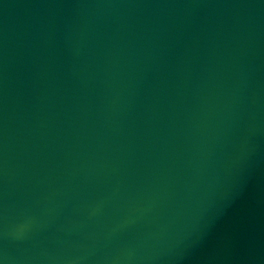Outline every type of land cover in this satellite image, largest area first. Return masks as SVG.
Instances as JSON below:
<instances>
[{
	"label": "water",
	"instance_id": "obj_1",
	"mask_svg": "<svg viewBox=\"0 0 264 264\" xmlns=\"http://www.w3.org/2000/svg\"><path fill=\"white\" fill-rule=\"evenodd\" d=\"M0 264H264V0H0Z\"/></svg>",
	"mask_w": 264,
	"mask_h": 264
}]
</instances>
